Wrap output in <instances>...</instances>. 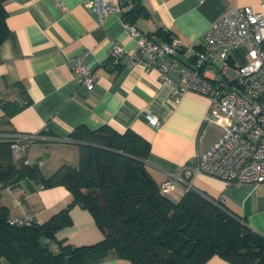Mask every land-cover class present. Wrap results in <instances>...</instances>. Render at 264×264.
I'll return each mask as SVG.
<instances>
[{
	"label": "crops",
	"instance_id": "obj_1",
	"mask_svg": "<svg viewBox=\"0 0 264 264\" xmlns=\"http://www.w3.org/2000/svg\"><path fill=\"white\" fill-rule=\"evenodd\" d=\"M118 7L99 21L87 6V0H6L8 35L0 44V99L16 102L20 109L3 123L0 107V137L15 133L33 134L37 138L25 151L27 163H38L48 175L60 164L77 165V144L68 134L77 126L90 129L108 126L118 133L133 130L149 142L143 160L154 181L160 185L167 178L189 181L195 192L212 200L223 198L230 213L240 218L254 232L264 237V182L226 183L198 174L187 179V171L222 133L221 125L205 122L211 106L209 95L193 91L178 101L171 87L161 78L159 58L152 67L126 65V57L118 66L110 63L111 46L115 42L124 52L137 50L136 41L126 33L124 13L134 0H106ZM264 0H140L145 15H138L133 25L159 43L176 36L182 46L171 60L178 65L168 76L179 81L178 68L192 65L203 35L211 23L229 6H249L261 10ZM246 46L232 49L224 66L219 60L206 64L203 75L216 87L235 82V67L245 61ZM82 56V62L96 74L93 89L79 84L70 60ZM157 116L160 124L152 127L144 113ZM57 151V152H56ZM70 151V152H68ZM56 153V154H55ZM58 155V158L54 157ZM175 179L174 188L164 193L176 202L184 194V186ZM72 200L63 186L41 187L31 179L0 189V204L9 217L32 214L42 223L65 208ZM71 223L57 230L58 240L73 246L100 241L103 233L91 212L78 205L68 209ZM53 250L57 245L49 244ZM92 264H132L115 252ZM203 264H232L214 255Z\"/></svg>",
	"mask_w": 264,
	"mask_h": 264
},
{
	"label": "trees",
	"instance_id": "obj_2",
	"mask_svg": "<svg viewBox=\"0 0 264 264\" xmlns=\"http://www.w3.org/2000/svg\"><path fill=\"white\" fill-rule=\"evenodd\" d=\"M5 1L0 44L9 33ZM140 14L144 8L134 0L124 20L133 25ZM0 107L1 121L8 123L21 106L0 99ZM68 139L77 144V165L62 163L45 175L38 163L15 160L10 141L0 137V189L31 179L43 188L63 185L72 195L65 208L31 225L10 224L8 208L0 204V264H92L109 252L132 264H203L214 255L232 264H264V237L217 200L188 190L174 202L160 191L143 162L149 142L133 130L80 125ZM75 204L91 212L103 233L100 241L73 246L56 238L71 223L68 209Z\"/></svg>",
	"mask_w": 264,
	"mask_h": 264
},
{
	"label": "built area",
	"instance_id": "obj_3",
	"mask_svg": "<svg viewBox=\"0 0 264 264\" xmlns=\"http://www.w3.org/2000/svg\"><path fill=\"white\" fill-rule=\"evenodd\" d=\"M87 6L101 21L108 13L118 7L106 0H87ZM126 33L137 44V50L124 52L113 43L110 63L120 64L126 57V65L152 67L160 58L158 65L162 79L170 84L171 96L178 101L187 91L210 96L211 106L205 122L221 125L222 133L203 153L196 158L195 164L187 171V179L200 173L219 178L226 183L257 184L264 182V2L259 12L249 6H229L207 28L196 51L192 65L178 68L179 81H173L168 71L178 65L176 58L164 59V55L173 56L182 42L176 36L169 41L155 42L144 35L134 25L125 23ZM245 45L246 58L235 67L233 86L227 83L216 87L202 73L203 67L219 60L224 66L233 48ZM79 84L87 90L93 89L96 74L82 62V56L76 55L70 60ZM144 117L149 125L157 128L160 124L157 116L146 112ZM37 138L33 134L15 133L9 137L13 157H24L26 148ZM25 162L27 160L25 159ZM177 177H169L160 183L162 193L174 188ZM184 191L191 190V184L183 178ZM223 198L218 203L222 204ZM36 222L32 214H24L9 220L14 225H31Z\"/></svg>",
	"mask_w": 264,
	"mask_h": 264
},
{
	"label": "rangeland",
	"instance_id": "obj_4",
	"mask_svg": "<svg viewBox=\"0 0 264 264\" xmlns=\"http://www.w3.org/2000/svg\"><path fill=\"white\" fill-rule=\"evenodd\" d=\"M57 152V151H56ZM68 152H70V151H68ZM56 154V153H55ZM64 156H66V157H68V160L67 161H69L70 163H73L72 165L74 166L75 165V161L74 160H72L71 159V157H70V154H64ZM55 159H57L58 158V155L57 156H55L54 157ZM59 159V158H58ZM191 190H193V188L191 189ZM185 192V191H184ZM210 199V198H209ZM212 202H214V201H216V200H212V199H210ZM218 202V201H217ZM219 205H220V203H219ZM221 205H223V204H221Z\"/></svg>",
	"mask_w": 264,
	"mask_h": 264
},
{
	"label": "water",
	"instance_id": "obj_5",
	"mask_svg": "<svg viewBox=\"0 0 264 264\" xmlns=\"http://www.w3.org/2000/svg\"><path fill=\"white\" fill-rule=\"evenodd\" d=\"M205 198H207L206 196H205ZM209 201H211L209 198H207Z\"/></svg>",
	"mask_w": 264,
	"mask_h": 264
}]
</instances>
